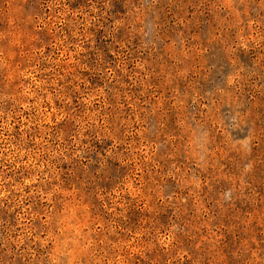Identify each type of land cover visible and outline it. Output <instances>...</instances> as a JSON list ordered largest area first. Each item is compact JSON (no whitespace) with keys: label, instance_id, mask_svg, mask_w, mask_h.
Wrapping results in <instances>:
<instances>
[{"label":"rangeland","instance_id":"1","mask_svg":"<svg viewBox=\"0 0 264 264\" xmlns=\"http://www.w3.org/2000/svg\"><path fill=\"white\" fill-rule=\"evenodd\" d=\"M0 264H264V0H0Z\"/></svg>","mask_w":264,"mask_h":264}]
</instances>
